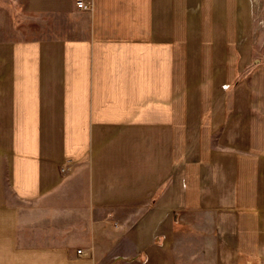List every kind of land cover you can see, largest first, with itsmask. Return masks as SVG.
<instances>
[{
    "label": "crops",
    "instance_id": "0c3cea01",
    "mask_svg": "<svg viewBox=\"0 0 264 264\" xmlns=\"http://www.w3.org/2000/svg\"><path fill=\"white\" fill-rule=\"evenodd\" d=\"M86 1L0 0V264H264L256 0Z\"/></svg>",
    "mask_w": 264,
    "mask_h": 264
},
{
    "label": "rangeland",
    "instance_id": "374dc122",
    "mask_svg": "<svg viewBox=\"0 0 264 264\" xmlns=\"http://www.w3.org/2000/svg\"><path fill=\"white\" fill-rule=\"evenodd\" d=\"M256 35L255 44L258 51H264V0H256L255 11Z\"/></svg>",
    "mask_w": 264,
    "mask_h": 264
},
{
    "label": "built area",
    "instance_id": "2783aa9c",
    "mask_svg": "<svg viewBox=\"0 0 264 264\" xmlns=\"http://www.w3.org/2000/svg\"><path fill=\"white\" fill-rule=\"evenodd\" d=\"M76 4L79 8L83 9V8H88L90 5V2L86 0H76ZM78 252L81 253L82 249H79Z\"/></svg>",
    "mask_w": 264,
    "mask_h": 264
}]
</instances>
